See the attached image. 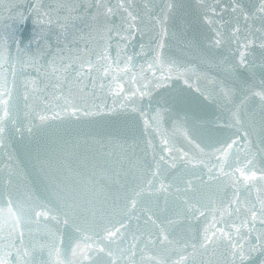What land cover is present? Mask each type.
I'll return each mask as SVG.
<instances>
[{"label":"water","instance_id":"95a60500","mask_svg":"<svg viewBox=\"0 0 264 264\" xmlns=\"http://www.w3.org/2000/svg\"><path fill=\"white\" fill-rule=\"evenodd\" d=\"M0 264H264V0H0Z\"/></svg>","mask_w":264,"mask_h":264}]
</instances>
